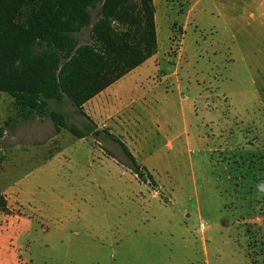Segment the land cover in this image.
<instances>
[{
    "label": "rangeland",
    "instance_id": "obj_1",
    "mask_svg": "<svg viewBox=\"0 0 264 264\" xmlns=\"http://www.w3.org/2000/svg\"><path fill=\"white\" fill-rule=\"evenodd\" d=\"M100 5L72 34L79 44L91 42ZM153 5L157 54L141 87H123V116L140 115L136 133L116 120L79 141L46 116H22L0 92L3 213L32 222L29 234L0 211V264H264V8ZM48 106L68 124L88 123L67 98ZM83 111L93 123L90 102ZM109 129L154 185L138 179Z\"/></svg>",
    "mask_w": 264,
    "mask_h": 264
},
{
    "label": "trees",
    "instance_id": "obj_2",
    "mask_svg": "<svg viewBox=\"0 0 264 264\" xmlns=\"http://www.w3.org/2000/svg\"><path fill=\"white\" fill-rule=\"evenodd\" d=\"M94 0H0V92L8 93L24 117L49 118L56 132L77 138L95 125L82 105L156 52L152 0H100V15L89 29L90 43L72 34L90 22ZM35 46L46 49L35 52ZM67 98L88 123L68 124L66 113L50 109V100ZM141 181L154 185L152 175L135 162L114 134ZM112 156V155H111ZM0 198V211L6 212Z\"/></svg>",
    "mask_w": 264,
    "mask_h": 264
},
{
    "label": "crops",
    "instance_id": "obj_3",
    "mask_svg": "<svg viewBox=\"0 0 264 264\" xmlns=\"http://www.w3.org/2000/svg\"><path fill=\"white\" fill-rule=\"evenodd\" d=\"M153 4H154V0ZM260 1V6L264 8V0H259ZM190 9V8H189ZM188 9V11H189ZM154 23H155V35L157 34V24H156V13L154 11ZM157 37V35H156ZM157 51V50H156ZM157 54V52H156ZM150 56L147 58L144 62H142L140 65L136 66L132 70H130L128 73L120 77L118 80L104 88L102 91H100L98 94L90 98L88 101H86L82 107L84 109V106L86 105L87 102H90V107H91V114L90 117L93 119V123H95V132L101 127V126H106L110 127L111 125L117 126L119 123L116 122L118 120L121 124H130L129 128L132 129L135 133L136 131L131 128V124H138L140 115L137 113L133 114L132 116H123L125 113V106H128L126 102H123L124 97L126 96L123 90V87L128 86L129 84H134V86L142 83L141 80V75L144 74V70L147 68L149 60H151ZM141 87V86H140ZM127 89V88H125ZM141 98V94H138L137 99ZM134 102H136V99L134 98ZM118 105V106H116ZM75 108V107H74ZM33 131V130H32ZM41 130L36 132H30L32 135L34 134H39ZM109 133L114 134L117 136V132H114L112 129L108 130ZM110 138V137H109ZM79 141L82 140V138H77ZM111 139V138H110ZM41 140V139H38ZM112 140V139H111ZM15 141V139H14ZM113 141V140H112ZM122 141V140H121ZM115 142V141H113ZM123 142V141H122ZM125 144V142H123ZM119 145V144H118ZM126 145V144H125ZM127 146V145H126ZM120 147V146H119ZM101 153L105 156H111L107 155L104 152ZM112 157V156H111ZM9 206V205H8ZM17 206V205H16ZM18 207V206H17ZM3 217H9L12 221L17 220V224L21 225H28L30 227V232L31 233V228H32V222L28 216H17V215H8V213H3L1 212ZM22 264H27L26 261Z\"/></svg>",
    "mask_w": 264,
    "mask_h": 264
}]
</instances>
